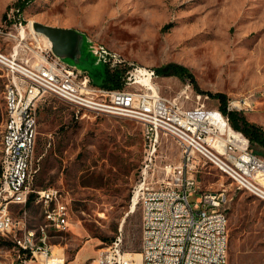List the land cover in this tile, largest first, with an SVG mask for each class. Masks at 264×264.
<instances>
[{
    "label": "rangeland",
    "instance_id": "rangeland-1",
    "mask_svg": "<svg viewBox=\"0 0 264 264\" xmlns=\"http://www.w3.org/2000/svg\"><path fill=\"white\" fill-rule=\"evenodd\" d=\"M8 15L23 19L24 25L38 21L83 34L87 58L79 67L96 85L89 47L103 44L133 65L117 67L121 89L139 90L137 82L127 83L134 81L129 78L134 67L151 69L162 96L178 97L186 90L191 94L187 107L205 103L222 109L212 93H223L228 110L243 113L264 129V0H0V49L11 53L18 41L9 32L18 29L2 27ZM28 31V52L48 45L43 36L34 38ZM170 63L187 71L163 74ZM7 82V72L0 68V162ZM76 112L53 95L38 101L36 155L42 158L35 188L61 189L69 209L67 228H48L52 258L67 264L85 247L91 256L86 264H94L100 248L122 233L123 250L140 261L142 209L136 190L144 181L156 184L170 177L183 160L182 149L172 136L162 135L153 152L134 119ZM250 149L264 156V147L250 143ZM197 176L201 190L227 189L229 264H264V200L237 189L210 163ZM32 195L30 204L11 207L17 220L24 209L28 216L8 236L0 234V264H45L39 254L24 261L16 246V236L28 230L39 236L47 223L45 205Z\"/></svg>",
    "mask_w": 264,
    "mask_h": 264
},
{
    "label": "built area",
    "instance_id": "built-area-1",
    "mask_svg": "<svg viewBox=\"0 0 264 264\" xmlns=\"http://www.w3.org/2000/svg\"><path fill=\"white\" fill-rule=\"evenodd\" d=\"M13 19L8 15L2 27L18 29L15 34L9 32L18 42L11 53L0 49V68L8 75L5 101L13 107V123L7 126L9 152L0 172V234L8 236L25 223L27 210L17 220L11 207L25 206L33 193L34 200L49 211L51 230H64L68 224L69 209L61 189L35 188L42 158L36 155L38 101L49 94L73 105L77 115L125 112L127 118L141 123L153 152L162 135L172 136L181 147L183 160L170 177L156 184L144 181L136 190L142 209L140 264H229L228 192L226 188L201 190L197 176L200 167L205 163L216 166L237 189L264 200V156L250 149L249 139L234 129L229 115L205 103L187 107L185 102L191 94L186 90L178 97L162 96L152 81L154 71L147 68L136 66L130 72L129 78L134 76V81L127 83L137 82L139 90L95 85L88 74H82L60 57L50 60L44 43L38 51L28 52L27 28L34 38L37 34L28 23L24 25L23 19ZM20 51L25 52L24 56H20ZM96 54L111 70L133 66L103 44L97 45ZM235 155H242V162H235ZM197 193L199 196L192 202L190 197ZM29 236L28 230L15 237L19 252L29 250L35 257L52 255L48 237L42 233L41 248H33ZM94 264L139 262L131 252L123 250V235L119 233L100 248Z\"/></svg>",
    "mask_w": 264,
    "mask_h": 264
},
{
    "label": "water",
    "instance_id": "water-1",
    "mask_svg": "<svg viewBox=\"0 0 264 264\" xmlns=\"http://www.w3.org/2000/svg\"><path fill=\"white\" fill-rule=\"evenodd\" d=\"M33 27L37 35H41L47 40V46L50 47L58 57L71 66L76 67L82 74L89 75L87 71L79 67L80 64H85L84 59L87 58V53H85L83 46V34L72 28L53 26L38 21L33 23ZM96 47L97 45L90 46L89 53L94 58V75L98 77L99 85L102 82L105 64L98 59Z\"/></svg>",
    "mask_w": 264,
    "mask_h": 264
},
{
    "label": "trees",
    "instance_id": "trees-1",
    "mask_svg": "<svg viewBox=\"0 0 264 264\" xmlns=\"http://www.w3.org/2000/svg\"><path fill=\"white\" fill-rule=\"evenodd\" d=\"M114 71L109 69L107 66L103 69L102 82L99 86L112 89H121V80L122 77L119 71ZM187 69L179 64L170 63L162 69L163 74H177L183 75ZM212 96L219 99L222 105V111L229 115L231 119L232 126L234 129L241 131L250 141L251 144H257L264 147V129L259 126L257 123L251 122L247 117L241 112H235L227 109L226 101L227 97L223 93H212ZM32 196L29 198L28 203L32 202ZM20 253L23 254L24 259L30 260L32 258V252L29 250H20Z\"/></svg>",
    "mask_w": 264,
    "mask_h": 264
},
{
    "label": "bare ground",
    "instance_id": "bare-ground-1",
    "mask_svg": "<svg viewBox=\"0 0 264 264\" xmlns=\"http://www.w3.org/2000/svg\"><path fill=\"white\" fill-rule=\"evenodd\" d=\"M32 22L33 21H31L29 25L35 31ZM47 54H49L50 60H59V57L52 51V49L50 47H47ZM5 110H6V119H5L4 131H3V136H2V156H1V162H0V172L3 171L4 156L7 152H9L10 133L7 132V126H11V124L13 123V107L11 104L8 103V101H5ZM113 116L127 118L125 112L113 113ZM235 162H242V155H235ZM0 197H1V189H0ZM45 217H46L47 223L45 225H42L39 228V230H40L39 236L36 235L35 231H29V233H30L29 244L33 248H41L42 233H43L44 237H47V230H48L49 226H51L50 221H49V211H47V208L45 210ZM45 261L47 264H58V262H60V264L62 263L59 258H52V255L49 257H45ZM138 262L140 264V261H138Z\"/></svg>",
    "mask_w": 264,
    "mask_h": 264
},
{
    "label": "crops",
    "instance_id": "crops-1",
    "mask_svg": "<svg viewBox=\"0 0 264 264\" xmlns=\"http://www.w3.org/2000/svg\"><path fill=\"white\" fill-rule=\"evenodd\" d=\"M34 197H35V195H34ZM32 198H33V195H32ZM68 224H69V222H68ZM68 224H67V226H68ZM67 226H66V228H67ZM48 231H49V229L47 230V236H48ZM48 244L51 246V248L53 247V244H51L50 242H48ZM85 251H86V248L85 247L79 248L75 252V254L72 256V258L68 261L67 264H86L87 260L91 256L88 255V254H85ZM52 254H53V250H52Z\"/></svg>",
    "mask_w": 264,
    "mask_h": 264
}]
</instances>
